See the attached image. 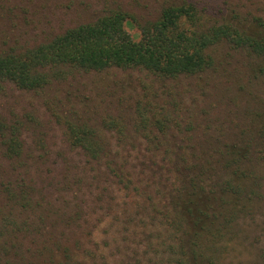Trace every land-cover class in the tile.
Returning a JSON list of instances; mask_svg holds the SVG:
<instances>
[{
	"label": "rangeland",
	"instance_id": "374dc122",
	"mask_svg": "<svg viewBox=\"0 0 264 264\" xmlns=\"http://www.w3.org/2000/svg\"><path fill=\"white\" fill-rule=\"evenodd\" d=\"M190 1L219 23L236 14L264 15V0ZM165 2L2 0L0 50L33 47L117 7L155 19ZM137 30L131 27L133 33ZM218 47V68L201 76L166 80L143 70L63 68L65 73L38 92L5 84L0 115L19 129L23 150L19 158L10 159L0 144V206L11 219L9 229L0 234V264H162L167 245L159 236H166V225L160 218L152 223L156 214L148 208V197L157 196L156 184L168 190L175 178L153 175L148 143L134 128L136 107L140 101L175 103L180 128L190 135L184 145L195 154L200 150L202 162L208 157L201 151L212 148L211 137L231 140L253 127L251 114L263 109L264 76L252 70L253 59L240 52L223 58L230 49ZM55 112L100 130L107 148L129 162L127 170L144 195H128L107 174L106 159L92 161L74 146ZM103 118H118L127 139L120 138L117 127L102 124ZM179 135L184 137L183 132ZM222 166L213 161L206 182L222 177ZM260 175L254 213L240 214L226 237L209 245L218 264H264V169ZM69 254L74 259L70 263Z\"/></svg>",
	"mask_w": 264,
	"mask_h": 264
},
{
	"label": "trees",
	"instance_id": "16d2710c",
	"mask_svg": "<svg viewBox=\"0 0 264 264\" xmlns=\"http://www.w3.org/2000/svg\"><path fill=\"white\" fill-rule=\"evenodd\" d=\"M131 27L138 29L137 34ZM221 45L230 49L223 58L231 52L243 53L254 60L252 70L264 76V15L250 13L240 18L236 14L219 23L190 0H166L155 19H145L122 7L112 8L33 47L0 50V90L12 83L20 89L41 91L65 73L63 68L86 72L143 70L166 80L201 76L218 68ZM260 104L263 109L259 106L251 114L254 126L231 140L211 137L212 148L209 145L201 151L208 157L202 162L200 150L195 154L184 145L190 135L180 128L175 103L138 102L134 128L148 143L145 149L154 159L148 158L154 163L153 175L167 181L175 178L168 190L156 184L157 196L148 197V208L156 214L152 223L161 219L166 225V236H159L161 244L167 245L162 250V264H218V257L209 253V245L225 238L240 214L254 213L252 202L260 195L264 169V101ZM55 114L74 146L92 161L106 159L107 174L115 177L123 191L144 195L127 170L129 162L120 161L121 155L107 148L100 130L70 115ZM103 119L102 124L117 127L120 138L127 139L126 126L118 118ZM182 132L184 137L179 135ZM0 144L6 157L22 155L19 129L1 115ZM213 161L224 166L225 174L209 184L204 176L210 173ZM0 210L2 234L11 226V219L1 206ZM71 261L74 259L69 254Z\"/></svg>",
	"mask_w": 264,
	"mask_h": 264
}]
</instances>
